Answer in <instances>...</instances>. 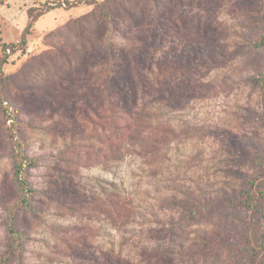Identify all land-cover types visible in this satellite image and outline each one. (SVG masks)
I'll use <instances>...</instances> for the list:
<instances>
[{"label": "rangeland", "instance_id": "374dc122", "mask_svg": "<svg viewBox=\"0 0 264 264\" xmlns=\"http://www.w3.org/2000/svg\"><path fill=\"white\" fill-rule=\"evenodd\" d=\"M62 1L0 0V57L20 42L30 8ZM96 1L112 6L113 23L95 5L55 7L4 67L6 95L32 122L21 127L28 152L40 158L33 210L18 214L29 240L9 264H252L249 210L238 201L263 169L241 163L225 133L264 154L250 82L264 73V48L249 44L264 35V0H161L158 20L149 0ZM110 50L125 106L169 107L122 130L84 120L104 102L89 75ZM11 125L0 106V259L20 196ZM255 220L264 236V198Z\"/></svg>", "mask_w": 264, "mask_h": 264}, {"label": "trees", "instance_id": "16d2710c", "mask_svg": "<svg viewBox=\"0 0 264 264\" xmlns=\"http://www.w3.org/2000/svg\"><path fill=\"white\" fill-rule=\"evenodd\" d=\"M148 3L153 5V8L156 9V19L158 20L157 10H160L161 0H149ZM80 5H95L103 19H105V21L110 24L113 23V8L108 3L100 4L96 0H64L62 2H57V4L54 3L51 6L46 4V6H43L42 8H30L28 10V23L22 33L20 42L3 44L2 47V55L0 57V106L7 119L12 121L11 128H9L8 131L11 139L13 140L15 172L17 176L16 182L20 191V196L10 210L8 234L11 241L8 246V250L0 259V264H9V262L15 257L19 258L21 262V259L23 258L25 245L29 238L26 232L18 227V214L24 209L33 210L32 201H34L35 198V190L32 188L29 181L30 171L31 169H34L40 161L39 157L31 156L29 154L27 140L24 134L21 132L22 126L30 127L32 122L29 120H24L18 115V109L16 106H14V104H12L10 98L5 93L7 77L4 73V67L8 63L11 55L18 52L23 54L27 53L28 38L32 34L36 22L41 17H43L55 7L75 8ZM128 17L134 22L135 14H133L132 11L128 13ZM132 31H136L138 34L140 33L139 29L134 26ZM136 38L137 41L140 42L138 36ZM249 44L253 48H264V35L257 40L251 41ZM110 55L113 57L110 63L100 61L96 64L95 69L90 71L89 78L91 86L94 88L101 86L105 87V95L101 97L103 98L104 102L100 101V107L92 109L90 114L84 116V120H88L93 126L101 128L110 126L113 129L122 130V128L135 127V125H138L143 121L144 117L152 118V116H150L152 114L150 109L155 107L154 105H164L169 107L167 104H165V100H158L156 102L149 101L148 105L137 110H133L125 106L124 102L126 99L122 98L123 96L118 91V86H115L114 76L117 74V66L115 62L118 61L117 54L113 50H110ZM45 59L48 60L46 56ZM168 67L170 68V65ZM160 76L161 72H155L154 74L147 75L146 77L150 79V77L159 78ZM250 82L260 92L262 112L258 114V119L264 123V73L255 74L250 78ZM50 95L55 96V94H52L51 92ZM122 103L124 105H122ZM121 114L123 115L121 116ZM119 120L120 122H118ZM225 135H227V137L231 140L233 147L239 151L238 159L241 163L257 165L263 169V173L259 177H251L249 179L251 190L248 191L243 196L244 198L239 200L238 203L244 205L246 209L249 210L248 230L244 238V243L248 245L251 252V263L264 264V236L258 233L255 220L256 212L259 210L264 198V154H258L255 148H252L246 143L241 142L237 137L232 136L228 132H226ZM120 147L121 146L118 148ZM196 207L185 208L191 215L192 213L197 212ZM121 208L122 206L117 204L114 206V211L115 209L120 210ZM83 242H87V238L78 237L75 240L77 247L83 246Z\"/></svg>", "mask_w": 264, "mask_h": 264}]
</instances>
